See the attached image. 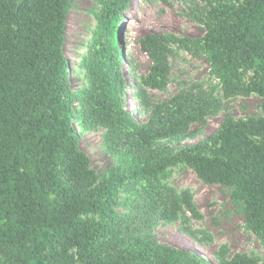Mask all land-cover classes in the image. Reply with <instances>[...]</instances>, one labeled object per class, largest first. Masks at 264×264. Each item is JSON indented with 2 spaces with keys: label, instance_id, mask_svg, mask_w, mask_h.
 <instances>
[{
  "label": "trees",
  "instance_id": "16d2710c",
  "mask_svg": "<svg viewBox=\"0 0 264 264\" xmlns=\"http://www.w3.org/2000/svg\"><path fill=\"white\" fill-rule=\"evenodd\" d=\"M129 1L100 0L92 10L94 43L78 63L87 86L75 91L63 54L72 0H0V264H264L246 253L228 257L226 245L216 263L206 262L148 232L179 220L192 237L203 233L190 227L202 218L190 189L166 181L167 169L183 163L204 183L228 187L246 228L264 244V105L261 115L226 116L212 134L174 151L166 144L183 142L220 97L201 85L160 102L147 92L167 87L169 57L185 49L205 56L222 96L264 98V0H208L201 40L141 37L151 65L137 86L127 87L118 21ZM132 86L144 122L124 104ZM75 122L105 128L115 165L101 174L90 167Z\"/></svg>",
  "mask_w": 264,
  "mask_h": 264
},
{
  "label": "rangeland",
  "instance_id": "374dc122",
  "mask_svg": "<svg viewBox=\"0 0 264 264\" xmlns=\"http://www.w3.org/2000/svg\"><path fill=\"white\" fill-rule=\"evenodd\" d=\"M73 6L67 15L66 44L64 56L70 67L68 78L73 90H82L87 86L84 78L85 69L78 64L87 52V45L94 43L93 33L97 30V18L92 12L99 10L100 0H72ZM208 0H130L127 8L119 12L118 45L125 54L121 62V72L126 86L135 84L149 70L151 61L138 45V39L151 34H174L201 40L206 26L201 21V13L209 10ZM174 49V47H173ZM169 82L164 90L147 89L150 99L155 102L168 100L184 86L201 85L204 90L220 97V105L214 113L203 121L192 123L188 137L181 143H168L174 151L186 144L195 143L212 134L226 116L234 120L259 116L262 113L264 98L256 93L224 97L219 78L203 55H194L185 49H179L169 57ZM250 72L244 77L247 82ZM132 92L125 91L123 100L126 108L133 112L140 122L146 120V113H141L138 99ZM139 106L140 113L135 109ZM74 127L79 138V147L89 157L90 167L101 174L116 160L104 144L105 128L98 125L82 128L76 122ZM166 181L176 190L189 188L195 207L202 214L200 220L191 219L192 230L203 231L197 237L184 232L179 220L160 221L149 229L158 242L196 253L206 262L218 261L216 252L221 245L228 247V257L237 253L257 256L264 261V244L245 226L244 216L229 197V188L219 184L204 183L195 171L180 163L170 166ZM120 213L124 209H117Z\"/></svg>",
  "mask_w": 264,
  "mask_h": 264
}]
</instances>
